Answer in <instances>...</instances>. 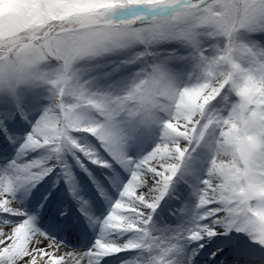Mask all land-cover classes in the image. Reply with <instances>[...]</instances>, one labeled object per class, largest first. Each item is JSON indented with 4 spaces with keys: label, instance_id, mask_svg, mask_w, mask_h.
Returning a JSON list of instances; mask_svg holds the SVG:
<instances>
[{
    "label": "snow or ice",
    "instance_id": "6c2138e0",
    "mask_svg": "<svg viewBox=\"0 0 264 264\" xmlns=\"http://www.w3.org/2000/svg\"><path fill=\"white\" fill-rule=\"evenodd\" d=\"M0 264H264V0H0Z\"/></svg>",
    "mask_w": 264,
    "mask_h": 264
}]
</instances>
